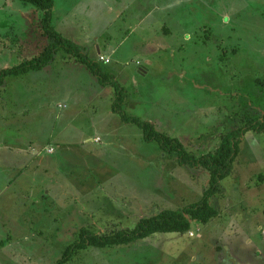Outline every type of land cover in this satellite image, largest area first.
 Returning a JSON list of instances; mask_svg holds the SVG:
<instances>
[{"label": "rangeland", "instance_id": "1", "mask_svg": "<svg viewBox=\"0 0 264 264\" xmlns=\"http://www.w3.org/2000/svg\"><path fill=\"white\" fill-rule=\"evenodd\" d=\"M41 18L33 4L0 0V69L45 48ZM53 23L116 74L127 113L195 154L264 117V0H56ZM113 99L64 50L0 88V264H53L84 227L133 228L201 198L208 171L145 141ZM13 141L26 155L16 162ZM210 203L219 215L188 232L90 245L65 264H264V132L243 136Z\"/></svg>", "mask_w": 264, "mask_h": 264}, {"label": "trees", "instance_id": "2", "mask_svg": "<svg viewBox=\"0 0 264 264\" xmlns=\"http://www.w3.org/2000/svg\"><path fill=\"white\" fill-rule=\"evenodd\" d=\"M21 1L24 4H33L37 9L42 10L41 32L43 36L48 38V44L38 55L24 59L13 66L1 68L0 88L9 77L20 76L44 68L59 51L64 50L76 61L84 64L96 76L100 85L113 86L112 112L119 114L124 123L139 126L145 141H157L164 152L177 156L180 165H188L194 168L202 167L209 173L208 185L199 200L187 204L181 210L163 209L154 215L143 217L133 228L95 232L84 227L79 232V238L67 245L61 257L53 264H65L76 253L90 245L105 247L125 244L146 238L157 232H188L191 230L192 221L207 223L218 216L219 210L210 203V199L219 192L222 180L232 174L235 161L240 153V143L243 136L250 130L264 132V117H246L241 126L226 132L221 137L214 150L195 154L189 151L178 137L157 129L152 121L129 114L124 110L127 92L116 75L104 70L98 61L91 59L83 51L81 45L64 36L54 25L53 12L56 0Z\"/></svg>", "mask_w": 264, "mask_h": 264}, {"label": "crops", "instance_id": "3", "mask_svg": "<svg viewBox=\"0 0 264 264\" xmlns=\"http://www.w3.org/2000/svg\"><path fill=\"white\" fill-rule=\"evenodd\" d=\"M11 145H12V148L14 149V151L10 149V151L7 154V156H9L12 159L13 162H16L19 157L20 158H24L26 156L24 154L23 150L21 149L19 142L13 141V143ZM0 156H2V155H0ZM41 158H42V160H44L43 156ZM0 161H1V159H0Z\"/></svg>", "mask_w": 264, "mask_h": 264}, {"label": "built area", "instance_id": "4", "mask_svg": "<svg viewBox=\"0 0 264 264\" xmlns=\"http://www.w3.org/2000/svg\"><path fill=\"white\" fill-rule=\"evenodd\" d=\"M100 60L109 61L104 55L100 56ZM190 234H193V232H190Z\"/></svg>", "mask_w": 264, "mask_h": 264}]
</instances>
